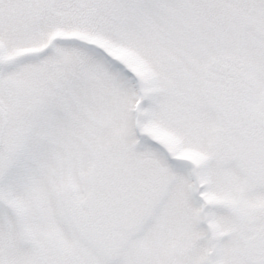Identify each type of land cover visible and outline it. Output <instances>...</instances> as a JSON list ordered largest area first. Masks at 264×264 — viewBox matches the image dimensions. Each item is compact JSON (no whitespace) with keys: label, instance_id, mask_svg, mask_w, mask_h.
I'll use <instances>...</instances> for the list:
<instances>
[{"label":"snow or ice","instance_id":"6c2138e0","mask_svg":"<svg viewBox=\"0 0 264 264\" xmlns=\"http://www.w3.org/2000/svg\"><path fill=\"white\" fill-rule=\"evenodd\" d=\"M0 264H264V0H0Z\"/></svg>","mask_w":264,"mask_h":264}]
</instances>
